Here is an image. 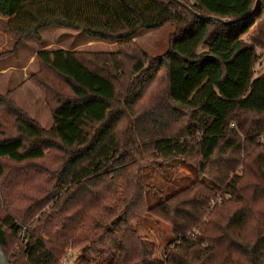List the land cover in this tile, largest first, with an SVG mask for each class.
Instances as JSON below:
<instances>
[{"label": "trees", "instance_id": "obj_1", "mask_svg": "<svg viewBox=\"0 0 264 264\" xmlns=\"http://www.w3.org/2000/svg\"><path fill=\"white\" fill-rule=\"evenodd\" d=\"M255 5L0 0V18L18 36L15 47L52 26L119 45L117 53H36L32 78L45 91L49 130L10 101V93L0 95V114L12 118L16 132L2 137L0 121V179L12 174L10 165L18 167L0 199L13 211H0L5 258L22 240L27 264H57L61 249L81 244L79 264H264V71L254 77L256 49L264 50V0ZM165 24L174 26L168 50L147 59L131 41ZM141 148L149 164L138 163ZM55 158V169L41 165ZM177 161L197 182L164 196L145 183L143 168L162 174ZM220 192L227 202L210 209ZM149 196L160 200L147 207ZM45 207L24 228L28 214ZM147 216L173 228L163 261L136 232L134 222Z\"/></svg>", "mask_w": 264, "mask_h": 264}, {"label": "rangeland", "instance_id": "obj_2", "mask_svg": "<svg viewBox=\"0 0 264 264\" xmlns=\"http://www.w3.org/2000/svg\"><path fill=\"white\" fill-rule=\"evenodd\" d=\"M4 19L0 18V70L13 67L15 70L5 72V75L0 73V95L10 93L9 100L12 101L23 113L30 119L35 121L44 130H49L52 127V116L50 109L45 101V91L32 78L36 73L38 63L35 60V55L40 50H69L79 53H117L119 49L118 44L95 40L87 37L83 32L59 27H48L39 31V40L34 37H29L24 40L20 46L15 47L18 36L14 32H10L5 27ZM174 31L172 24H165L161 28L153 31L142 32L138 37L133 39L131 43L147 56V59H155L165 54L169 47L170 36ZM248 41V38H244ZM256 54L258 59L254 66V77L264 71V50L257 48ZM145 66L147 62L144 61ZM131 63L125 62L124 66L131 67ZM156 89L159 93L164 92L165 79L158 80ZM0 121L3 125L4 135L2 137H14L16 132L12 123V118L6 114H0ZM181 126V123L179 124ZM140 158L138 163L146 162L149 164L148 150L140 149ZM182 162H171L163 167V173L152 170V167L143 168L142 174L145 183L153 186L156 191L162 192V195H170L177 191L187 188L192 183L197 182L196 173L185 166ZM49 169H55L58 165L57 158L47 159L41 164ZM13 168L11 175L6 173L0 179V199L2 192L9 189V183L16 182L11 179L13 175L18 173V167L10 165ZM195 169V167L190 166ZM9 168V165H8ZM142 168V167H141ZM8 170V169H7ZM10 171V170H9ZM241 168H238L234 175H240ZM45 180V178H43ZM43 194L39 195L40 199ZM160 198L157 196H149L146 200V206L151 207L159 202ZM228 197H225L221 192L212 197L208 203L210 209L221 205L224 201L227 202ZM25 207V206H22ZM23 208H16V215H19ZM47 210V207L41 209L35 215L28 214L27 226H33ZM234 208L229 207L227 214H232ZM1 214L9 212L13 215L11 207L5 203H1ZM205 222V220H203ZM136 232L141 237L147 249L153 255V258L163 261L164 252L168 244L173 239V228L170 224L161 220H156L152 217L141 218L134 222ZM24 232V230H23ZM44 238L45 235H43ZM24 241H15L12 247L8 250L6 261L7 264H27L22 256V248ZM85 244L78 246L70 245L64 250L61 249V254L58 258L57 264H79V259L82 256ZM69 253L71 254L68 257ZM66 258L65 262L64 259Z\"/></svg>", "mask_w": 264, "mask_h": 264}, {"label": "water", "instance_id": "obj_3", "mask_svg": "<svg viewBox=\"0 0 264 264\" xmlns=\"http://www.w3.org/2000/svg\"><path fill=\"white\" fill-rule=\"evenodd\" d=\"M257 4H258V0H256V5H255L254 10L256 9ZM210 19H214V18H210ZM242 20H244V19H242ZM0 264H7L6 258L1 251H0Z\"/></svg>", "mask_w": 264, "mask_h": 264}, {"label": "crops", "instance_id": "obj_4", "mask_svg": "<svg viewBox=\"0 0 264 264\" xmlns=\"http://www.w3.org/2000/svg\"><path fill=\"white\" fill-rule=\"evenodd\" d=\"M4 20H6V19H4ZM11 70L13 71L15 69L13 67H8V68L5 69V71H4V69L0 70V73H3L1 75H5L6 76L5 72H10Z\"/></svg>", "mask_w": 264, "mask_h": 264}, {"label": "built area", "instance_id": "obj_5", "mask_svg": "<svg viewBox=\"0 0 264 264\" xmlns=\"http://www.w3.org/2000/svg\"><path fill=\"white\" fill-rule=\"evenodd\" d=\"M260 142L264 145V135L261 136ZM70 255L71 254L69 253L68 257H70ZM65 260H66V258L64 259V262H65Z\"/></svg>", "mask_w": 264, "mask_h": 264}]
</instances>
